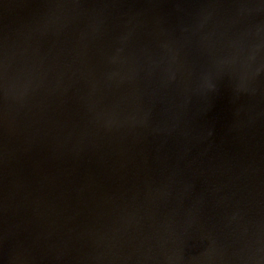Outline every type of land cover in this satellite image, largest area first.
Returning <instances> with one entry per match:
<instances>
[{
	"label": "water",
	"instance_id": "obj_1",
	"mask_svg": "<svg viewBox=\"0 0 264 264\" xmlns=\"http://www.w3.org/2000/svg\"><path fill=\"white\" fill-rule=\"evenodd\" d=\"M0 264H264V0H0Z\"/></svg>",
	"mask_w": 264,
	"mask_h": 264
}]
</instances>
